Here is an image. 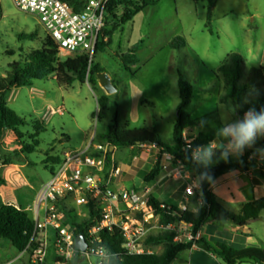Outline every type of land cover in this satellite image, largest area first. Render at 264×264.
Masks as SVG:
<instances>
[{
  "label": "rangeland",
  "instance_id": "rangeland-1",
  "mask_svg": "<svg viewBox=\"0 0 264 264\" xmlns=\"http://www.w3.org/2000/svg\"><path fill=\"white\" fill-rule=\"evenodd\" d=\"M135 16L133 21L123 24L113 35L112 43L105 52L96 55L100 64L114 80L117 91L107 94L99 85L95 92L89 83L74 85L66 89L59 86L55 76L34 81L32 86L14 88L9 94L8 104L18 115L25 118L28 125L16 130H6L0 143V191L5 193L24 191L20 198L28 207L36 191L49 180L50 172L45 162L53 155H62L66 150L84 149L92 140L98 145V138L118 111L122 125L130 128H156L165 143H171L179 102L178 71L193 85L194 98L188 108L194 118L218 111L222 122L240 119L234 114L236 106L229 102L225 107L219 102L223 94V82L216 78L214 71L232 52L249 57V47L257 48L264 43V0H218L212 9L210 32L207 24L209 0H154ZM120 15L122 10L116 9ZM111 28V26L109 27ZM34 34L33 39L24 38ZM46 34L36 15L21 11L13 0H0V76L7 74L9 64L14 61L26 62L32 49H40ZM176 37H184L186 47L172 49L170 42ZM137 48L138 62L125 70L117 54ZM65 57H61L64 59ZM256 61L246 62V74ZM110 97L109 110L105 120L98 121L97 96ZM62 107L64 113L52 116L45 123L46 131L40 135L38 152L27 155L20 151V141L30 142L34 125L42 120L47 107ZM215 132V131H214ZM17 133L21 134L19 136ZM215 137L216 132L214 133ZM187 141L193 139L192 132H184ZM256 142L249 147V170H233L215 180L211 189L219 201L238 213L243 204L264 196V150ZM221 140L212 142L213 148L220 147ZM18 151L25 163L5 162V157H14ZM159 149L152 145L114 150L111 159L120 168V174L112 179L115 189L134 188L152 195L160 202L174 205L182 210L196 211L201 206L197 197L199 184L196 173L185 168L174 159L166 161L162 157L161 175L153 182L145 183L144 177L154 166ZM245 154V151L243 155ZM242 155V156H243ZM252 155V157H251ZM242 156L229 157L228 161H238ZM163 160H165L163 163ZM213 158V164H217ZM223 161V160H220ZM106 174V173H105ZM108 175H105L107 178ZM194 194L187 195L186 189L195 185ZM6 203L18 204V197L4 199ZM75 213L87 217L84 206L74 207ZM174 232L177 241L192 239L191 228L177 224L165 229H154L152 235ZM205 238L212 245L226 243L234 248L259 247L264 249V213L261 218L240 227L230 221L209 223L195 239ZM55 233L49 232L48 263L57 261L54 248ZM4 248L0 251V262L18 258L14 247L1 240ZM160 253L162 246L151 248ZM209 253V254H208ZM213 254L205 251L181 253L174 264H225ZM27 259L25 255L23 259ZM26 264V262L24 261ZM77 264H88L81 258ZM242 264H264L247 259Z\"/></svg>",
  "mask_w": 264,
  "mask_h": 264
},
{
  "label": "trees",
  "instance_id": "trees-1",
  "mask_svg": "<svg viewBox=\"0 0 264 264\" xmlns=\"http://www.w3.org/2000/svg\"><path fill=\"white\" fill-rule=\"evenodd\" d=\"M75 5L76 11L84 9L86 0H65ZM217 0H209V13L207 16L208 28L210 32L212 9L215 8ZM154 0H110L107 5L106 26L101 32L94 58L90 61L87 55H76L74 57L59 58V52L52 40L46 35L44 43L40 49H32L26 62L14 61L9 64V70L4 76H0V143L6 130H18L28 125L25 118L18 115L9 107V94L14 88L32 86L34 81L43 80L50 76H55V80L66 89L71 88L75 82L81 84L89 83L91 88L99 91L97 74L104 72V68L96 62V55L105 52L112 43L114 33L125 23L133 21L145 7L154 5ZM120 8L122 13L117 14L116 9ZM111 26V28H109ZM34 34L24 36L33 39ZM187 41L184 37H176L170 42V47L179 50L186 47ZM125 70H130L131 66L137 64V48L129 49L126 53L117 54ZM245 58L236 52L226 55L222 64L214 74L217 79L223 82V94L219 102L227 105L232 102L236 106L237 115L243 118V114L249 108L255 107L257 111L264 108V65L252 66L246 74ZM114 82V81H113ZM115 83V82H114ZM178 90L180 101L177 105V117L173 130L171 143L162 141L157 129L130 128L122 125L118 111L111 121L106 125L105 130L100 134L98 141L102 145H110L117 148H133L140 145H152L160 151L156 162L150 172L144 177V182L155 181L162 172V156L169 153L174 157V161L180 162L185 168L194 171L200 180L197 190V197L202 203L198 210H181L174 205L160 202L157 198L149 195V204L159 216V224L162 227L176 226L185 223L191 228L193 239L187 242L175 240L174 232H163L157 235H150L145 245L153 248L162 246L160 253H145L133 255L123 248L124 238L119 231L110 232L107 229L99 233L100 246L110 250L111 256L106 259V264H173L181 253L191 250L194 246L205 249L214 256L220 257L225 264H242L245 260L251 259L264 263V249L259 247L234 248L226 243L218 242L210 244L206 239L195 237L200 234L203 228L209 223H221L230 221L231 223L244 227L249 222L261 218L264 213V196L255 198L251 202L242 205L238 213L223 205L216 194L212 191V183L227 172L239 170L246 172L251 163L248 162L251 151L246 148L245 154L238 161H219L215 165H210L207 169L211 179L204 174L205 170L198 167L191 161V150L197 145L212 143L214 141L213 127L199 132L190 143L184 140V132L189 128L200 125L211 113L202 118H194L189 113L188 108L194 98L193 85L185 80L183 74L178 71ZM110 97L104 94L97 96L99 108L98 121H104L106 112L109 110ZM34 132L30 136V142L20 141V151L27 155L39 151L40 135L46 131L45 123L37 122L34 125ZM18 132V131H17ZM19 136L21 134L17 133ZM260 147L264 150V140L260 142ZM113 151L107 154V162L110 163ZM95 156L99 155L94 153ZM219 156L217 151L216 160ZM5 162L25 163V159L20 157L15 151L14 157H5ZM61 155H53L45 162L48 170L54 174L57 166L61 163ZM108 173H106V176ZM69 222L74 230L75 237L83 235L88 240V231L101 218V210L90 201L86 206L87 217H82L75 213L74 207H68L61 203ZM35 229V222L28 210L19 207L18 204L6 203L0 206V240L9 242L19 254L29 250L34 245L31 242ZM31 242V244H30ZM30 245V246H29ZM79 251L77 255H79ZM22 259V258H21ZM79 258L70 261L69 264H77Z\"/></svg>",
  "mask_w": 264,
  "mask_h": 264
},
{
  "label": "built area",
  "instance_id": "built-area-1",
  "mask_svg": "<svg viewBox=\"0 0 264 264\" xmlns=\"http://www.w3.org/2000/svg\"><path fill=\"white\" fill-rule=\"evenodd\" d=\"M109 1L86 0L84 9L76 11L75 5L65 0H13L18 9L38 17L45 34L57 48L60 59L62 56L87 55L90 61L94 58L97 42L106 26ZM63 113L62 107L49 105L42 120L48 122L52 116ZM93 140L94 137L84 149L64 151L61 163L42 188L36 191L30 205L24 207L22 203L19 204L20 208L30 212L35 222L31 239L34 245L16 260L2 264H16L25 254L28 255L27 264H49L50 231L55 233L53 244L57 261L54 264H69L77 257L86 259L88 264H106L109 255L99 245V233L104 229L119 231L124 238L123 248L129 254L153 253L145 241L154 229L165 227L159 224V216L149 204V196L134 188H113L112 179L120 174V168L113 158L110 163L107 162L111 146L94 145ZM184 140L190 143L185 136ZM94 153L99 155L95 156ZM163 156L166 161L174 159L169 153ZM105 173H108L107 178ZM195 187L196 181L194 186L186 189V194L193 195ZM90 201L100 208L101 218L89 229L86 240L88 247L81 252L76 247L73 227L67 222L61 203L68 207H85ZM186 209V206L182 207V210Z\"/></svg>",
  "mask_w": 264,
  "mask_h": 264
},
{
  "label": "clouds",
  "instance_id": "clouds-1",
  "mask_svg": "<svg viewBox=\"0 0 264 264\" xmlns=\"http://www.w3.org/2000/svg\"><path fill=\"white\" fill-rule=\"evenodd\" d=\"M206 121H201L203 126ZM216 135L222 138L218 149L212 147L211 143L197 145L191 150V161L198 167L205 170L204 174L211 179L207 169L213 164V157L219 151V156L215 162L223 160L227 162L230 155L234 157L242 156L245 149L251 147L258 137H264V108L257 111L255 107L244 112L242 119H236L225 123L217 129ZM105 253L112 255L110 250L105 249Z\"/></svg>",
  "mask_w": 264,
  "mask_h": 264
},
{
  "label": "crops",
  "instance_id": "crops-1",
  "mask_svg": "<svg viewBox=\"0 0 264 264\" xmlns=\"http://www.w3.org/2000/svg\"><path fill=\"white\" fill-rule=\"evenodd\" d=\"M217 2H218V0H217ZM217 2H216V4H217ZM216 7V6H215ZM215 9V8H214ZM248 53H249V57L250 58H248V57H246V56H243L242 54V56L245 58V62H247V61H250V59L251 60H254V61H256V57L257 56H259V61H260V63L259 64H257V65H253V66H258V65H264V43L262 44V45H260L259 47H257V48H253L252 46H250L249 47V50H248ZM134 66V65H133ZM112 78V77H111ZM112 80H113V78H112ZM114 81V80H113ZM114 83V82H113ZM8 100H9V98H8ZM179 101H180V98H179ZM178 103L179 102H177V104L176 105H178ZM225 107H226V109L228 110V108H227V106L225 105ZM233 110H234V114L237 116V117H239L238 115H237V112H236V109L235 108H233ZM229 111V110H228ZM207 115V114H206ZM240 118V117H239ZM240 119H242V118H240ZM205 121L207 122V123H205L203 126H201V124L200 125H196V126H193V127H191V128H189L188 130H186L185 132H188V131H191L192 132V136H193V138L199 133V132H201V131H204V130H206V129H208V128H211V127H213L214 129H215V132L217 131V129H219L220 127H222L223 125H224V122H222V119H221V117H220V114L218 113V111H215V112H212L211 114H210V116L208 117V118H206L205 119ZM44 123H47V122H44ZM153 129V128H152ZM156 129V128H155ZM218 139H220L221 141V143L222 142H224V143H226V141H222V138L221 137H214V141H213V143L214 142H217V140ZM262 140H264L263 138H261L259 141L261 142ZM260 142H259V145H260ZM221 145V144H220ZM213 147H214V145H213ZM118 149V148H117ZM117 149H113V152H114V150L115 151H117ZM262 149V148H261ZM263 150V149H262ZM263 152V154H264V151H262ZM251 157H252V155H251ZM263 157H264V155H263ZM165 160H163V163H166V162H164ZM192 171V170H191ZM192 172H194V171H192ZM196 178H197V180H198V177L196 176ZM24 193V191H17V192H11V193H5L4 195H2V192L0 191V206H3L4 204H6V202L4 201V199H9V198H11V199H13V198H15V197H18V205L21 203V197L23 196L22 194ZM228 208V207H227ZM208 225V224H207ZM201 233V232H200ZM204 238V237H203ZM205 239V238H204ZM1 241V240H0ZM208 241V240H207ZM223 243V242H222ZM4 248V245H2V244H0V251L2 250ZM15 249V248H14ZM16 250V249H15ZM189 251H193V252H198V251H201V252H204L205 253V249H203V248H200L199 246H194L191 250H189ZM16 252H17V256L19 257L21 254H19L18 253V251L16 250ZM186 252V251H185ZM208 252V251H207ZM209 254V253H208ZM26 256H27V259H24V261L26 262V264L28 263V255L27 254H25ZM25 255H23V257H22V259L24 258V256ZM181 255V254H180ZM212 256V255H211ZM213 257V256H212ZM214 259H217V257H213ZM179 259V258H178ZM24 261L22 260L21 261V259L20 260H18L17 261V263L16 264H25L24 263ZM2 263H4V262H0V264H2ZM175 263V262H174ZM173 263V264H174Z\"/></svg>",
  "mask_w": 264,
  "mask_h": 264
},
{
  "label": "water",
  "instance_id": "water-1",
  "mask_svg": "<svg viewBox=\"0 0 264 264\" xmlns=\"http://www.w3.org/2000/svg\"><path fill=\"white\" fill-rule=\"evenodd\" d=\"M97 78H98V83L100 87L104 89V91L107 94L111 95L117 91L111 76L107 72L104 71V72L98 73ZM113 149L114 147H111L110 150L113 151ZM197 181H198V184H200L199 178ZM75 244H76L77 249L81 252H85L88 247L86 238L83 235H78L76 237Z\"/></svg>",
  "mask_w": 264,
  "mask_h": 264
}]
</instances>
